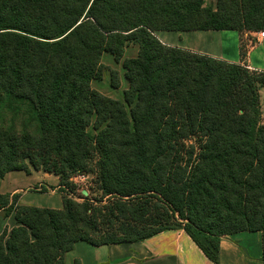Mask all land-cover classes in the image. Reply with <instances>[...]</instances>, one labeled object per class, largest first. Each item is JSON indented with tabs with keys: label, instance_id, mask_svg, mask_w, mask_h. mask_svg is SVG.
I'll list each match as a JSON object with an SVG mask.
<instances>
[{
	"label": "trees",
	"instance_id": "obj_1",
	"mask_svg": "<svg viewBox=\"0 0 264 264\" xmlns=\"http://www.w3.org/2000/svg\"><path fill=\"white\" fill-rule=\"evenodd\" d=\"M226 30L264 31V0H0V180L43 170L63 194L61 209L0 194L17 222L0 235V264H64L80 241L138 243L177 226L214 263L225 236L264 242V71L156 36ZM130 44L138 56L124 59ZM104 53L123 61V101L92 87ZM79 175L95 196L77 195Z\"/></svg>",
	"mask_w": 264,
	"mask_h": 264
},
{
	"label": "crops",
	"instance_id": "obj_2",
	"mask_svg": "<svg viewBox=\"0 0 264 264\" xmlns=\"http://www.w3.org/2000/svg\"><path fill=\"white\" fill-rule=\"evenodd\" d=\"M205 5L210 6L207 0ZM156 36L165 45L236 64L242 62V44L246 42L248 46L244 60L246 65L251 70L264 71V38H258V36L250 37L248 34L242 35L232 30L158 31ZM252 40L254 44H251ZM138 52L139 47L130 44L126 47L124 59L136 58ZM105 57L104 54L103 64L108 69L117 71L121 79L123 76L121 91L124 94L129 83L125 77L123 61L118 63L112 55L113 60L108 57L105 59ZM123 94L118 95L112 92L114 99L119 101H123ZM260 95L264 124V88L261 89ZM12 173L15 172L9 174ZM7 176L8 174L5 178ZM19 191V189L9 191L11 196L19 195V204L50 207L45 203L36 202L37 199L30 200L26 191ZM16 225L14 213L6 215L0 212V235L5 229L10 231ZM64 264H264V242L261 232H241L225 236L220 241L219 262L214 263L180 226L138 243L95 247L80 241L71 252L67 253Z\"/></svg>",
	"mask_w": 264,
	"mask_h": 264
},
{
	"label": "rangeland",
	"instance_id": "obj_3",
	"mask_svg": "<svg viewBox=\"0 0 264 264\" xmlns=\"http://www.w3.org/2000/svg\"><path fill=\"white\" fill-rule=\"evenodd\" d=\"M209 2V5L211 7L215 6L216 0H207ZM208 6V5H206ZM264 32V31H259V32H243L242 35L248 34L250 37L252 36H258V33ZM255 42L252 40L251 44H254ZM248 46L247 43L242 44V54L244 58L242 57V62L243 64L245 63V57H246V52H247ZM105 54V59L113 58L111 55L108 53ZM103 54V55H104ZM116 62V61H114ZM121 62V61H120ZM118 62V63H120ZM105 66V65H104ZM106 67V66H105ZM111 71L116 72L118 75V80H119V88H114L111 85ZM123 79V76H122ZM121 77L119 73L115 70L108 69L106 67L105 72L103 73V77L101 80H97L92 84V87L102 93L103 95L110 97L114 99L115 97L112 96V92L115 94L118 93V95L123 94L121 91L122 88V82H121ZM264 88V87H263ZM116 100V99H115ZM122 100H124V94L122 95ZM23 117H21L20 120H17V126H21V121ZM262 123H263V116H262ZM89 132L91 134H95L94 128L91 126L89 127ZM80 176V175H79ZM79 176H76L73 180L78 184L77 187V195L83 196V194H87L90 196H95L96 191L94 190L95 184H93L92 179L93 177L91 175H87L86 178H81ZM4 180V181H3ZM60 178L58 176H55L53 174L46 173L43 170H34L30 169L28 172H22L18 171L12 174H8L6 178H3L0 180V194L4 195H10L9 191H12L14 189H19V192L26 191L28 198L31 199H37L36 202L38 203H45L47 205H50L49 208H57L61 209L63 205V194L60 192ZM12 198V196H11ZM180 227V226H177Z\"/></svg>",
	"mask_w": 264,
	"mask_h": 264
},
{
	"label": "built area",
	"instance_id": "obj_4",
	"mask_svg": "<svg viewBox=\"0 0 264 264\" xmlns=\"http://www.w3.org/2000/svg\"><path fill=\"white\" fill-rule=\"evenodd\" d=\"M258 38H264V32H260V33H258ZM79 177H81V178H86V176L85 175H81V176H79Z\"/></svg>",
	"mask_w": 264,
	"mask_h": 264
}]
</instances>
